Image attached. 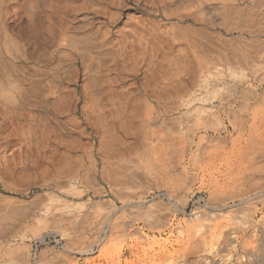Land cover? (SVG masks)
Returning a JSON list of instances; mask_svg holds the SVG:
<instances>
[{
    "label": "rangeland",
    "instance_id": "374dc122",
    "mask_svg": "<svg viewBox=\"0 0 264 264\" xmlns=\"http://www.w3.org/2000/svg\"><path fill=\"white\" fill-rule=\"evenodd\" d=\"M9 1L7 74L39 86L15 121L0 99V264H239L259 250L264 0ZM12 79L19 103L31 86Z\"/></svg>",
    "mask_w": 264,
    "mask_h": 264
},
{
    "label": "bare ground",
    "instance_id": "6f19581e",
    "mask_svg": "<svg viewBox=\"0 0 264 264\" xmlns=\"http://www.w3.org/2000/svg\"><path fill=\"white\" fill-rule=\"evenodd\" d=\"M0 1H4V0H0ZM21 1V0H20ZM14 3V0H10L9 1V5H10V7H12V4ZM104 5V4H103ZM124 8V7H123ZM219 9V8H218ZM230 10H225L224 12H220V13H218V14H215L214 16H217L218 18H229L230 19V17H237L236 16V13H235V11L234 10H232L231 8H229ZM121 13V12H120ZM122 14V13H121ZM181 15V14H180ZM134 16V15H133ZM184 16V15H183ZM213 16V15H212ZM263 16V15H262ZM119 17H120V14H119ZM119 17H117V18H119ZM136 17V16H135ZM134 17V18H135ZM195 18V17H194ZM262 18V17H261ZM260 18V19H261ZM233 19V18H232ZM234 20V19H233ZM27 22V21H26ZM128 22L129 21H127L126 23H127V25H128ZM141 22H142V20H141ZM254 22H256V21H254ZM112 23H113V21H112ZM118 23V22H117ZM125 23V24H126ZM228 24H229V26L231 25V24H238V21H229L228 22ZM248 24V23H247ZM39 25V24H38ZM126 25V26H127ZM187 26H188V24H186ZM239 25H241V24H239ZM239 25H238V27H239ZM125 27V26H124ZM40 28V27H39ZM84 28V27H83ZM189 28V27H188ZM194 28V27H193ZM198 28H199V26H198ZM134 29V28H133ZM78 30V29H77ZM200 30V28L197 30V31H199ZM79 31V30H78ZM203 31H205V30H203ZM24 32V31H23ZM72 33V32H71ZM88 33V32H87ZM120 33V32H119ZM205 33H207V32H205ZM80 34V33H79ZM187 34V33H186ZM260 34V33H259ZM24 35V34H23ZM203 35V34H202ZM201 35V36H202ZM203 37V36H202ZM214 37V36H213ZM91 38V37H90ZM187 38H188V36H187ZM92 39V38H91ZM95 39V38H94ZM97 39V38H96ZM208 39V38H207ZM197 40H199L198 38H197ZM85 41H86V39H85ZM88 41V40H87ZM199 41H201V40H199ZM142 42V41H141ZM262 42V41H261ZM264 42V41H263ZM92 44V43H91ZM135 44V43H134ZM203 44V43H202ZM206 44V43H205ZM246 44V43H245ZM255 44V43H254ZM207 46H209L208 44H206ZM253 45V44H252ZM96 46H97V49H103L104 48V43H102V42H99V43H97L96 44ZM204 46V45H203ZM206 46V47H207ZM85 49L88 51L89 49H90V47H92L91 45L89 46L87 43L85 44ZM110 47V46H109ZM143 47V46H142ZM250 47V46H249ZM256 47V46H255ZM209 49V48H208ZM212 49V48H211ZM210 49V50H211ZM104 50V49H103ZM136 50H137V48H136ZM248 51H249V49H247ZM258 50V49H257ZM215 51H217V50H215ZM128 52V51H127ZM212 52H213V50H212ZM4 53V52H3ZM83 53V52H82ZM94 53H96V52H94ZM246 53V52H245ZM262 53V52H261ZM6 54V53H5ZM81 54V53H80ZM84 54V53H83ZM99 54H100V52H99ZM122 54V53H121ZM15 55V54H14ZM229 55H230V53H229ZM3 54H0V99H2L3 101H4V104H7L6 106H5V108H4V111H6L11 117H13L14 118V121H15V116H19L20 114H23L24 112H25V110H26V107H25V105H24V101L25 100H31V99H29V98H26L25 96H34L33 94H36L37 93V89H38V86L39 85H37L34 81H33V79L32 78H28V80H20L19 78H18V76H15V78L14 79H12L11 77H10V74H9V76H8V74L7 73H10V71L12 72V71H14L16 68H15V66L13 65V63L11 64V62H10V59H9V57H7V56H4ZM19 56V55H18ZM33 56H35V55H33ZM158 56H159V54H158ZM98 57V56H97ZM160 57V56H159ZM252 57V56H251ZM16 58H17V56H16ZM101 58V57H100ZM148 58V57H147ZM146 58V59H147ZM230 58V57H229ZM42 59V58H41ZM53 59V58H52ZM64 59H67V60H70L71 61V55H59L58 56V60L60 61V62H63V60ZM87 59V58H86ZM231 59V58H230ZM103 60V59H102ZM18 61H20V59L18 60ZM23 61V60H22ZM25 61V60H24ZM31 61V60H30ZM36 61V60H35ZM46 61H47V59H46ZM46 61H41V62H46ZM101 61V60H100ZM120 61V60H119ZM33 62V61H32ZM50 62L51 61H49L47 64L49 65L50 64ZM54 62V61H53ZM56 62V61H55ZM54 62V63H55ZM34 63V62H33ZM39 63V62H38ZM91 63H92V61H91ZM90 62H88V63H86L85 65H86V67L87 68H91V64ZM102 63H103V61H102ZM1 64H2V66H1ZM31 64V63H30ZM42 64V63H41ZM66 64V63H65ZM202 64V63H201ZM38 65V64H37ZM69 65V64H68ZM95 66H96V68L97 67H99V66H102V64H100V62H98V61H96L95 62V64H94ZM120 65V64H119ZM41 66V65H40ZM42 66H45V64L44 65H42ZM18 67V66H17ZM46 67H47V65H46ZM60 67H62V66H60ZM65 67V66H64ZM83 67H84V64H83ZM93 67V66H92ZM19 68V67H18ZM48 68V67H47ZM70 68V67H69ZM19 69H21V68H19ZM61 69V68H60ZM30 70V69H29ZM45 70V69H44ZM68 70V69H67ZM71 70V69H70ZM74 70V69H73ZM103 70V69H102ZM36 71V70H35ZM59 71V70H58ZM58 71H56V74H57V72ZM62 71V70H61ZM39 72V71H38ZM51 72V71H50ZM63 72H67L66 70L64 71L63 70ZM54 72H52L51 74H53ZM15 74H18V73H15ZM20 74V73H19ZM55 74V73H54ZM120 74V73H119ZM14 75V74H13ZM38 75V74H37ZM41 75V74H40ZM39 75V76H40ZM44 75V74H43ZM82 75V74H81ZM95 75V74H94ZM24 76V75H23ZM30 76V75H29ZM42 76V75H41ZM77 76V75H76ZM26 77V76H25ZM49 77V76H48ZM65 77H66V75H65ZM190 77V76H189ZM192 77V76H191ZM63 78V77H62ZM97 78V77H96ZM103 78V77H102ZM11 79L12 80H14L15 82L14 83H16L17 81H19L21 84H25L24 82H26L27 84H29L31 87L28 89V94L26 93V92H23L22 93V96H20V102L19 103H16V101H15V99L17 98V97H15V99H12V96L9 94V92H8V90H7V88L6 87H8V86H6V81L8 80V85L10 84V85H12L13 86V82H11ZM25 79H27V78H25ZM43 79V78H42ZM35 80V79H34ZM44 80V79H43ZM58 80V78L56 77V75H53L52 77H51V79H49V81H47L46 82V87H44L46 90H48V91H50V92H52V93H55L56 92V90H55V84H56V81ZM174 80V79H173ZM177 81V80H176ZM37 82H39V81H37ZM65 82V81H64ZM178 82V81H177ZM62 84H64V83H62ZM61 84V85H62ZM20 87V86H19ZM10 88V87H9ZM22 88H24V90H25V88L26 87H22ZM98 88V87H97ZM11 89V88H10ZM41 89H43V87L41 88ZM129 89V88H128ZM43 91H44V89H43ZM15 93V92H14ZM20 93V92H19ZM25 93H26V95H25ZM16 94V93H15ZM38 94H39V92H38ZM42 94V93H41ZM62 94V93H61ZM37 96V95H36ZM61 97V96H60ZM66 98V97H65ZM56 99H57V96H56ZM134 99V98H133ZM132 99V100H133ZM44 100H46V99H44ZM8 101V102H7ZM12 101H14L15 103H11ZM49 100H47V102H48ZM1 102V101H0ZM51 102V101H50ZM189 102V101H188ZM45 105H46V103H45ZM29 106H33V104H31V105H29ZM42 107V106H41ZM1 108V107H0ZM177 108V107H176ZM113 111V110H112ZM32 112V111H31ZM36 113H37V111H36ZM33 114V113H32ZM95 116V115H94ZM99 116V115H98ZM108 117V116H107ZM20 118V117H19ZM37 122V121H36ZM114 123V122H113ZM109 124V123H108ZM3 126V127H2ZM10 134H11V125H9L8 123H6V122H4L3 121V124H1L0 123V136H1V138H7V137H9L10 136ZM202 136V135H201ZM208 136V135H207ZM210 137V136H209ZM32 139V138H31ZM202 139V138H201ZM200 139V140H201ZM6 140V139H5ZM18 140V139H17ZM199 140V139H198ZM209 140V139H208ZM207 140V141H208ZM252 140V139H251ZM13 141V140H12ZM206 141V140H205ZM250 141V140H249ZM255 141V140H254ZM256 142V141H255ZM255 142H254V145H255ZM201 143V142H200ZM250 143H252L251 141H250ZM7 145V144H6ZM251 145H253V143L251 144ZM254 145H253V147H254ZM242 146V145H241ZM250 146V145H249ZM248 146V148H250ZM247 146H245V149H244V145H243V149L242 150H244V151H242V152H245V150L246 149H248V148H246ZM252 147V148H253ZM204 148V147H203ZM23 149H24V147H23ZM249 151V150H248ZM247 151V152H248ZM201 152L204 154V158H205V160L207 161V157H209V155H208V153L205 151V149H201ZM211 152V151H210ZM233 152V151H232ZM241 152V151H240ZM252 152V151H251ZM196 153V152H195ZM59 154V153H58ZM234 154H237V153H234ZM247 154V153H246ZM250 154V153H249ZM238 155V154H237ZM241 155V154H240ZM214 156V155H213ZM217 156V155H216ZM231 155H226L224 158H223V161H228V167H229V165L232 163V160H231V157H230ZM233 157H234V155H232ZM242 156V155H241ZM240 157V156H239ZM203 158V159H204ZM211 156L209 157V161L211 160ZM217 158H219V157H217ZM235 158V157H234ZM202 159V160H203ZM240 160H241V158H239ZM255 159V158H254ZM253 159V160H254ZM205 160H203V161H205ZM212 160H214V158L212 159ZM209 161H207V162H209ZM246 161V160H245ZM238 162V161H237ZM251 162H252V160H251ZM218 163V162H217ZM212 164V163H211ZM226 164V163H225ZM205 166V165H204ZM237 166V165H236ZM207 167V166H206ZM217 167V166H216ZM227 167V166H226ZM252 167H254V166H252ZM233 168V167H232ZM237 168V167H236ZM204 169V170H203ZM202 170H203V172L205 173V170H206V168H203ZM234 169V168H233ZM233 169H231L230 168V171L231 170H233ZM248 169V168H247ZM246 170V169H245ZM241 171V170H240ZM244 171V170H243ZM5 172V171H4ZM8 172V171H7ZM6 172V173H7ZM209 172V171H208ZM207 172V173H208ZM232 172V171H231ZM206 173V174H207ZM211 173V172H210ZM220 173V172H219ZM113 174V173H112ZM11 176V175H10ZM207 176V175H206ZM221 177V176H220ZM247 177V176H246ZM90 178V177H89ZM212 178V177H211ZM222 178V177H221ZM234 179V178H233ZM214 182V179H212L211 181H208L209 182V184H211V183H213ZM224 181V180H223ZM206 183H207V181H205ZM4 183V182H3ZM214 184V183H213ZM7 185V184H6ZM212 185V184H211ZM215 185V184H214ZM226 185V184H225ZM206 186V185H205ZM224 186V185H223ZM207 189H209V187L207 188ZM201 189H199V191H200ZM215 191V190H214ZM216 191H217V189H216ZM196 192H198L197 190L196 191H190V193L192 194V195H194ZM261 192H263V191H261ZM220 193V192H219ZM88 194V193H87ZM218 195V194H217ZM220 195V194H219ZM185 198H184V202H185ZM198 201V200H197ZM12 206V205H11ZM226 206V205H225ZM218 208V207H217ZM14 212V211H13ZM15 213V212H14ZM24 216V215H23ZM259 229H261V231H262V233H263V235H264V226H262V227H259ZM21 230V229H20ZM20 232V231H19ZM3 233V232H2ZM5 234V233H4ZM21 234V233H20ZM22 234H25V233H22ZM21 234V235H22ZM21 235H20V237H21ZM23 239V238H22ZM263 240H264V237H263ZM42 241H43V239H42ZM229 241L232 243V246L234 245V246H236L237 244H239V240L237 239V234H230V237H229ZM24 242V241H23ZM16 249H17V251L18 252H20L21 254H22V257H21V259L26 263V261H28V258H29V256L30 257H32L33 256V252L35 251L36 252V250L34 249V247L32 246V244H28V243H25V244H20V245H17L16 246ZM207 249V248H206ZM206 253H208L209 255H210V252L209 251H207ZM207 254V255H208ZM242 259H241V261H239V264H264V241L262 242V244L260 245V248H259V250H253V249H251V250H247V253H244V254H242ZM35 258V257H34ZM40 259V258H39ZM206 261H207V263L208 264H216V260H214L213 258H211V257H208V256H206Z\"/></svg>",
    "mask_w": 264,
    "mask_h": 264
}]
</instances>
